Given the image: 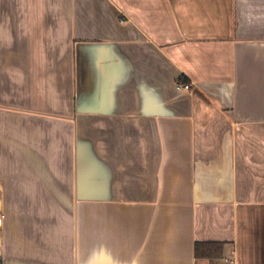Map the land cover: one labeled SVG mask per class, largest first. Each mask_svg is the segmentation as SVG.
<instances>
[{
    "label": "crops",
    "instance_id": "obj_1",
    "mask_svg": "<svg viewBox=\"0 0 264 264\" xmlns=\"http://www.w3.org/2000/svg\"><path fill=\"white\" fill-rule=\"evenodd\" d=\"M0 186V264H264V0H0Z\"/></svg>",
    "mask_w": 264,
    "mask_h": 264
},
{
    "label": "trees",
    "instance_id": "obj_2",
    "mask_svg": "<svg viewBox=\"0 0 264 264\" xmlns=\"http://www.w3.org/2000/svg\"><path fill=\"white\" fill-rule=\"evenodd\" d=\"M224 245L221 243L212 244H197L196 245V256H204L206 258L219 259L222 257Z\"/></svg>",
    "mask_w": 264,
    "mask_h": 264
},
{
    "label": "built area",
    "instance_id": "obj_3",
    "mask_svg": "<svg viewBox=\"0 0 264 264\" xmlns=\"http://www.w3.org/2000/svg\"><path fill=\"white\" fill-rule=\"evenodd\" d=\"M180 89L189 90L190 89V85L181 86ZM1 191H2V188L0 186V194H1ZM1 206H2V199L0 197V227L2 226V221H3V213L1 211ZM1 259H2V255H1V252H0V262H1Z\"/></svg>",
    "mask_w": 264,
    "mask_h": 264
}]
</instances>
